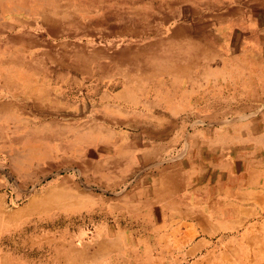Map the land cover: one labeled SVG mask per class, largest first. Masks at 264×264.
Listing matches in <instances>:
<instances>
[{"label":"rangeland","instance_id":"rangeland-1","mask_svg":"<svg viewBox=\"0 0 264 264\" xmlns=\"http://www.w3.org/2000/svg\"><path fill=\"white\" fill-rule=\"evenodd\" d=\"M35 1L41 12L26 30L24 75L7 76L22 67L2 60L22 54L24 41L0 42V85L12 91L7 101L14 103L8 118H0V264L22 255L49 260L55 237L60 246L98 244L102 238L92 231L113 223L109 214L122 216L125 229L131 217L159 207L153 196L162 200L155 187L163 176L153 170L179 160L183 139L196 126L179 125L178 146L147 162L148 151L161 152L162 143L135 138V125L147 121L134 117L130 102L192 75L201 61L208 68L217 53L214 26L228 2ZM10 4L0 0V18ZM105 104L122 105L126 122L99 118L95 110Z\"/></svg>","mask_w":264,"mask_h":264},{"label":"crops","instance_id":"crops-1","mask_svg":"<svg viewBox=\"0 0 264 264\" xmlns=\"http://www.w3.org/2000/svg\"><path fill=\"white\" fill-rule=\"evenodd\" d=\"M10 1L0 18V40H5L0 42L24 41L22 54L2 58L22 67L5 73L12 77L25 74L20 62L26 59V30L36 26L41 3ZM226 1L214 26L217 53L205 64L208 68L201 61L192 75L158 85L147 97L130 102L137 106L134 117L147 121L135 125V138L162 143L163 152L148 151L147 162H159L164 152L178 146L179 125L196 126L185 135L179 160L153 170L163 176L155 187L163 198L153 196L159 209L131 217V227L125 229L122 216L109 214L113 223L92 231V237L102 238L98 244L60 246L55 237L49 260L22 255L4 264H264V0ZM121 92L115 93L120 103ZM11 93L0 85V118H8ZM106 106L95 110L99 118L126 122L122 114L128 111L122 105ZM154 125L165 126L160 130ZM123 237L129 244L122 243Z\"/></svg>","mask_w":264,"mask_h":264}]
</instances>
